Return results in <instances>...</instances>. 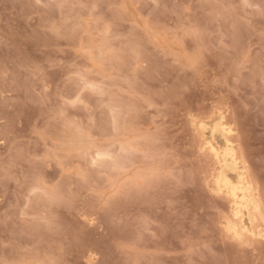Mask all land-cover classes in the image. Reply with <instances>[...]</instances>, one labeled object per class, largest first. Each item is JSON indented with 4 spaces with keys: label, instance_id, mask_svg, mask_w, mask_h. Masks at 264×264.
<instances>
[{
    "label": "rangeland",
    "instance_id": "obj_1",
    "mask_svg": "<svg viewBox=\"0 0 264 264\" xmlns=\"http://www.w3.org/2000/svg\"><path fill=\"white\" fill-rule=\"evenodd\" d=\"M201 136L264 200V0H0V264H264Z\"/></svg>",
    "mask_w": 264,
    "mask_h": 264
},
{
    "label": "bare ground",
    "instance_id": "obj_2",
    "mask_svg": "<svg viewBox=\"0 0 264 264\" xmlns=\"http://www.w3.org/2000/svg\"><path fill=\"white\" fill-rule=\"evenodd\" d=\"M218 123H220V121ZM217 124L215 123L216 126ZM219 125L222 131L221 134L223 135V133H226L224 134L226 135L224 138H226L228 134L230 135L231 130L229 129V127L226 128V125L224 123H221ZM220 127L218 128L220 129ZM203 130L202 132L205 131ZM208 130L206 129V131ZM222 135L221 137L224 136ZM201 137H202L201 141H203L202 147L203 149L206 150L207 152L206 154L210 155L213 164L216 167L214 174L212 173L214 176L213 187H217L218 190H222L223 191L222 196L225 197L230 204V216H228L229 219L227 218L228 223L226 222L227 223L226 228L229 225H231L232 228L239 229L241 232L247 229L249 233L254 234L255 240L260 239V236L263 231L259 229V226L256 224V221L258 219L263 220L264 218H262L261 214L255 210L253 205L259 206L262 199L259 195L260 193L258 194L259 190L257 188L255 189L252 186L251 181L249 180L250 181L249 182L247 180L243 168L239 167L241 165L240 164L241 162H239L238 160L239 154L235 153L234 147L233 146H232L233 148L231 147L230 141L228 139L227 141L224 142L226 143V146L222 147L215 139L208 140L205 139V136L204 137L201 136ZM233 173L237 174L236 178ZM249 238L251 239L252 237Z\"/></svg>",
    "mask_w": 264,
    "mask_h": 264
},
{
    "label": "snow or ice",
    "instance_id": "obj_3",
    "mask_svg": "<svg viewBox=\"0 0 264 264\" xmlns=\"http://www.w3.org/2000/svg\"><path fill=\"white\" fill-rule=\"evenodd\" d=\"M208 191L210 193L211 196L213 197H217V196H222L223 195V191L222 190H218L217 187H212L210 186L208 188ZM107 202H105L106 204ZM253 207L255 208L256 211H258L261 214V217L264 218V200H262L259 204V206L253 205ZM221 213L226 212V209L221 208L220 209ZM88 223L94 225L95 221H88ZM120 223H122V221H120ZM226 239L230 240L234 243L239 244L242 247H252L255 243V237L253 233H249L247 231V229H245L243 232H241L239 229H234L231 227V225H229L226 229ZM249 237H252L251 239ZM260 240L261 242H264V232H262L261 236H260Z\"/></svg>",
    "mask_w": 264,
    "mask_h": 264
}]
</instances>
